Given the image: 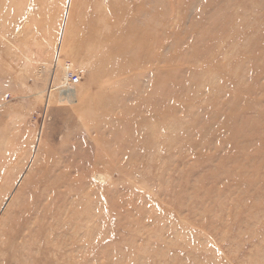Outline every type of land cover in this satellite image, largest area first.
<instances>
[{
  "label": "rangeland",
  "instance_id": "obj_1",
  "mask_svg": "<svg viewBox=\"0 0 264 264\" xmlns=\"http://www.w3.org/2000/svg\"><path fill=\"white\" fill-rule=\"evenodd\" d=\"M0 264H264V0H0Z\"/></svg>",
  "mask_w": 264,
  "mask_h": 264
},
{
  "label": "built area",
  "instance_id": "obj_2",
  "mask_svg": "<svg viewBox=\"0 0 264 264\" xmlns=\"http://www.w3.org/2000/svg\"><path fill=\"white\" fill-rule=\"evenodd\" d=\"M62 76L50 83L51 91L74 89V86L81 80V75L76 71L69 61H65L62 65Z\"/></svg>",
  "mask_w": 264,
  "mask_h": 264
},
{
  "label": "bare ground",
  "instance_id": "obj_3",
  "mask_svg": "<svg viewBox=\"0 0 264 264\" xmlns=\"http://www.w3.org/2000/svg\"><path fill=\"white\" fill-rule=\"evenodd\" d=\"M61 92H65V90H60ZM69 90H66V92H68ZM97 176H99V175H97ZM101 176V175H100Z\"/></svg>",
  "mask_w": 264,
  "mask_h": 264
}]
</instances>
